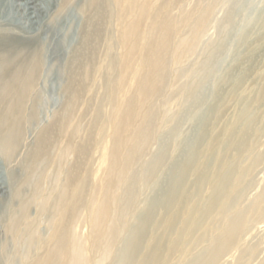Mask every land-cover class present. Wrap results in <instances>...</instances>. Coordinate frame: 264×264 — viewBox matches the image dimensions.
<instances>
[{"label":"rangeland","instance_id":"rangeland-1","mask_svg":"<svg viewBox=\"0 0 264 264\" xmlns=\"http://www.w3.org/2000/svg\"><path fill=\"white\" fill-rule=\"evenodd\" d=\"M9 1L11 20L0 22V34L14 35L26 42H31L37 34L43 37L45 46L41 49L46 64L24 101L21 144L8 161L4 163L0 158L1 263L34 264L47 256L54 206L70 171L78 168L85 173L84 201L72 217L71 230L93 246L91 264H123L126 240L151 211V203L169 180L170 171L191 147L187 143L195 132L198 116L207 114L218 103L220 93H230L222 103L212 134L226 139L234 136L241 139L246 134L248 140L226 155L227 172L212 174V180L205 184L200 196L195 192L197 187L187 185L193 196H199L197 211L204 215L198 217L193 233L180 239L177 249L164 264H195L196 261L210 264L209 255L238 218H242L243 226L236 245L211 264H264V0L151 1L152 10L161 7L158 17L166 14L176 22L177 28L167 54L165 83L159 95L141 108L152 107L148 124L151 138L139 151L119 190V202L111 212V220L120 223L122 230L112 254L105 257L106 239H94L91 230L108 180L103 146L113 139L112 124L117 116V105L110 100L109 88L120 74L124 49L117 39L115 22L111 21L109 12L104 13L103 21L93 10H85L83 15L80 12L79 16L77 12L88 0ZM63 8L76 12L72 29L76 27L77 33L74 44L60 50V35L52 34V24ZM202 18L204 22L194 35L193 27ZM98 26L101 32L96 36L93 30ZM136 55L141 57L142 50ZM51 66L55 73L48 74ZM242 67L250 73L239 84L241 80L236 75ZM131 79L132 73L119 99L138 96L139 79ZM50 127L54 130V139L38 157L35 150L40 136ZM69 143L73 149L66 152ZM83 146L85 153L81 156ZM210 159L211 153H208L204 163ZM223 160L214 168L219 169ZM204 166L206 163L199 170H207ZM230 167L240 172L239 179L230 177ZM12 175L15 177L11 178ZM18 175H21L19 179ZM195 179L197 176L190 180L194 183ZM219 180L232 186V190L226 202L209 210ZM43 199L47 203L45 211L41 210ZM24 205L28 208L22 215L20 210ZM167 214L166 209L157 212L154 224L157 230L162 216ZM30 226L35 229L38 241L24 258V238Z\"/></svg>","mask_w":264,"mask_h":264},{"label":"bare ground","instance_id":"bare-ground-1","mask_svg":"<svg viewBox=\"0 0 264 264\" xmlns=\"http://www.w3.org/2000/svg\"><path fill=\"white\" fill-rule=\"evenodd\" d=\"M46 1L53 2V0ZM151 1L88 0L77 12L80 16V12L83 15L85 10L86 12L93 10L101 21L104 19V13L109 12L111 21H114L116 25L117 39L124 49L120 58V74L109 88L110 100L117 105V116L112 124L113 139L110 144L108 142L103 146L102 158L106 163L108 180L105 185L103 202L100 203L94 214V224L91 230V236L94 239H106L104 257L112 254L119 232L122 230L120 223L114 219V221L111 220V212L119 202V190L126 182L139 151L151 138L148 124L152 118V107L146 110L141 108L151 103L159 95L162 85L165 83L168 71L167 54L171 48L173 33L177 28L176 22L165 16L166 14L158 17L162 11L161 7L152 10ZM66 4L69 5V3ZM10 7L9 0H0V22L8 23L11 20ZM65 8L59 12L57 20L52 24L54 25L53 32L51 31L53 35H60L58 39L60 50L71 47L76 41L74 34L77 33L76 27L72 29L77 14L74 10L65 11ZM109 8L111 11H108ZM203 22L202 18L193 27L194 35L199 32ZM87 28L83 30L86 34H88ZM100 28V26L98 29L94 28L93 34L98 36V33L101 32ZM42 38L37 34L31 42H29L30 40L26 42L16 39L14 35L0 34V158L4 163L11 158L21 144L24 135V101L27 92L34 85L36 76L38 73L41 74L42 67L46 64L45 53H42L41 49L45 46V40ZM46 38L50 39V36ZM262 42L264 43V36ZM262 46L264 47V44ZM140 49L142 56L138 58L136 54ZM53 73H55V68L51 66L48 69V74ZM57 73L61 77L60 69L57 70ZM131 73V80L139 79L138 96L119 99L118 95L120 96V92L128 83ZM249 73L250 71L242 67L236 75L241 80L239 84L248 77ZM238 79H234L235 85L238 84ZM76 94L75 97H77ZM229 94L220 93L217 97L218 103L207 114L198 116L195 132L187 143L188 147H191L183 153L181 160L170 171L169 180L162 187L163 190L161 188V193L158 192L156 200L151 203V211L142 218L140 226L126 240L124 247L127 252L123 264H164L177 249L180 239L191 235L195 230L198 217L204 215L198 213L196 199L203 193L205 184L212 180V174L227 172L229 166L225 164L226 155L234 149L240 148L245 143V139L248 140L246 134L241 135V139L236 136L230 139L221 135L214 137L212 134L216 126L215 121L221 113L222 103H225ZM68 124L69 122H67ZM52 129L50 127L41 134L40 144L35 150L36 156L44 153L50 143L54 133ZM72 145V143L67 145L66 152L73 149ZM84 149L83 146L79 152L81 156L85 153ZM208 153H211V159L205 162L206 166L204 167L207 170L200 171V167L205 165L204 158ZM220 160L223 162L219 169L214 168ZM234 168L230 167L228 174L230 177L234 175L239 179L240 174L238 173L240 172L234 171ZM13 175L11 178L15 177ZM192 176H197L194 183L190 180ZM19 177L21 175L16 178L19 179ZM84 178L85 173L79 172L78 168L76 171H70L67 183L62 188L61 195L54 206L50 249L45 258L34 264H91L90 252L93 251V246H89L86 239L74 235L70 227L73 215L84 201ZM217 182L215 194L209 202V210L226 202V198L232 190V186L227 185L228 183L222 184L223 181L220 182V180ZM187 185L197 187L195 192L197 191L199 196H193L191 188L188 191ZM131 198L132 196H130ZM179 204L180 208L177 209ZM41 205V210L45 211L47 203L44 199ZM27 208L28 205H24L20 214L25 215ZM161 209H166L168 214L165 217L162 216L163 218L159 222L160 228L157 230L155 227L157 212L160 213ZM108 223L109 226L106 227ZM14 224L15 222H13V226ZM242 226V218H238L230 224L225 238L217 243L216 249L209 255L210 264L214 263L224 251L236 245ZM25 234L24 258L31 252L35 241H38V235L32 226L27 228ZM1 253L0 251V264H2ZM195 264L202 263L196 261Z\"/></svg>","mask_w":264,"mask_h":264}]
</instances>
